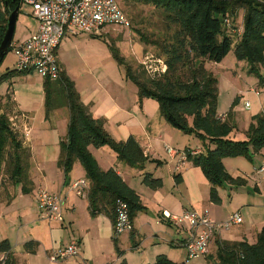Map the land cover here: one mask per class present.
<instances>
[{"label":"crops","instance_id":"crops-1","mask_svg":"<svg viewBox=\"0 0 264 264\" xmlns=\"http://www.w3.org/2000/svg\"><path fill=\"white\" fill-rule=\"evenodd\" d=\"M27 13L28 18L22 20L23 26L21 27L24 29V34L15 39L14 43L25 41L38 30L37 20L32 17L29 11ZM17 18H19V14ZM236 24L238 28H241L243 18L242 22L238 20ZM66 35L75 38L78 34L68 33ZM85 36L80 35L81 38ZM62 40L56 52L59 68L74 83L80 101L91 116L103 121L104 129L115 141L123 142L129 137H133L144 156L156 162H146L142 169H137L119 161L116 154L108 147L88 148L99 168L103 171L114 170L124 183L135 192L140 204L144 207V210L138 212L132 221V232L114 237L111 219L103 213L91 216L87 198L76 196L70 189L73 182L86 180V178H82L85 177L82 168L78 169L81 167H79L80 164L75 162L73 171L66 176L58 166L59 145L66 139L69 113L68 118L64 117L62 123L57 118H51V115L47 118L44 115L39 125L40 128H37L33 123L35 115H32L24 107L26 106L25 102L31 101L35 96L39 106L43 104L44 108L42 79L35 73H29L2 84L0 90H4L0 92V99L4 105L8 106L7 114L11 115L12 126L15 131L19 130L17 132L24 147L29 150L30 158L40 157L39 160L35 159L38 170L35 177L31 178L30 175L29 178L31 181L29 192L32 190L36 194L39 190H43L49 194L58 195L63 200L62 222L40 219L38 213V219L35 218L33 223L35 234L30 237V240L20 242L17 248H14L8 240L15 263L19 264V256H22L24 259L21 262L24 264H120L122 261H125L126 264H151L157 256L165 255L173 264H181L186 257L184 243L188 237L187 228L164 220L161 214L166 212L171 215H180L187 210L201 215L206 214L212 221H225L235 212H239L243 217V223L240 225L220 231L215 235L209 245L208 258L215 256L218 242L246 241L253 244L257 233L264 224V177L256 172L264 149L248 162L243 157L235 158V162L238 164L235 170L229 171L225 164L226 161L223 160L227 173L233 179H238L239 182L233 185L235 189L232 188L227 197L232 203L228 208L221 210V217H217L214 214L215 207L209 202L210 185L201 170L188 160L181 162L180 154L168 152V149L177 151V153L194 149L201 152L200 142L197 139L192 140L169 126L158 116L157 105L152 100L145 99L139 104L137 88L128 85L130 81L126 77L124 79V76L114 67H111L109 73L106 68L102 71H94L89 74L91 77L88 80L77 81L76 78L70 77L66 66L67 59L64 56L65 49L78 44L71 43L69 38H66L63 43ZM85 59L86 57L83 61ZM224 59L218 64L205 63L204 66L206 68L211 64L209 67L217 66L218 68L223 65ZM241 62L244 61H237L236 67ZM236 67H233L234 70ZM262 67L260 73L264 77V66ZM206 70L210 72L209 69ZM235 84L237 83H230L235 98L227 106V110L223 111L218 82L217 114L219 117H223L222 120L229 123L232 121L235 124L230 138L240 141L245 139V132L252 122L251 118L262 112L264 96L261 97V95H264V90L258 87L257 90L250 88L246 93L248 101H245L243 106L245 110H248L249 115L248 119L242 117L244 118L243 122L240 117L233 118L232 115L235 105L241 103L242 100V90L237 85L238 90L236 91ZM229 97L228 91L224 100H230ZM245 103H248L247 108ZM29 105L31 103H28L27 107ZM58 109L67 110L65 107ZM47 135L53 141L45 140L44 136ZM31 142L32 144H30ZM37 145L39 147H35ZM48 145L52 146V154H49L47 150ZM35 148L39 150L36 151ZM144 174H149L153 179H159L161 186L155 189L145 186L142 183ZM220 198V204H223L226 199L223 192L220 193ZM8 203L9 201L5 204L8 205ZM82 217L84 221H81ZM249 238L254 241L249 242ZM72 240H76L80 245V252L77 256L57 262L50 261L49 257L52 254L58 253ZM30 241L35 244L33 253L26 252L23 247ZM3 258L4 255L0 253V260ZM206 258L195 259L192 260L195 261L194 263L189 262L188 264H203V262L207 264Z\"/></svg>","mask_w":264,"mask_h":264},{"label":"trees","instance_id":"trees-1","mask_svg":"<svg viewBox=\"0 0 264 264\" xmlns=\"http://www.w3.org/2000/svg\"><path fill=\"white\" fill-rule=\"evenodd\" d=\"M128 1L152 6L161 12L168 29L167 35L158 37L154 42L141 36L140 40L158 49L165 71L151 78L142 71H134L111 47L113 58L118 65L124 66L126 79L137 88L139 103L144 99H154L168 125L184 135L194 136L202 143V151L195 156L188 155L187 160L201 169L210 185L209 200L218 204L217 188L224 182L233 185L239 182L226 172L223 160L243 157L251 161L264 149V106L261 113L251 118L245 139H231L234 127L217 114V78L204 65L220 63L234 44L235 59L247 64L248 74L253 75L258 81L257 87L264 90V77L260 73L264 66V0ZM16 7H19V14L20 0H2L0 43L7 16ZM239 11H243V25L241 35L237 36L234 31L238 29L235 22ZM227 20L230 26L226 24ZM26 74L29 73L18 72L14 68L6 70L0 75V85ZM43 95L46 118L58 108L68 110L67 135L59 145L58 166L65 176L75 162L82 166L89 183L86 198L90 215L103 213L113 223L116 202L122 200L127 204L129 217L133 221L137 213L144 210L138 196L114 170L100 169L88 148L108 147L119 161L137 169H142L146 162L156 161L144 156L133 137L123 142L115 141L104 129L103 121L93 118L82 104L74 83L64 71L60 70L56 80L43 79ZM29 155L10 118L0 107V172L3 168L7 169L10 180L21 187L23 194L29 192L31 186ZM142 183L152 189L161 186V181L149 174H144ZM23 247L26 252L33 253L35 244L30 241ZM0 253L4 255L0 264H16L8 240L0 242ZM206 259L207 264H264V226L253 244L246 241L218 242L215 256ZM151 264L173 263L165 255H159Z\"/></svg>","mask_w":264,"mask_h":264},{"label":"rangeland","instance_id":"rangeland-1","mask_svg":"<svg viewBox=\"0 0 264 264\" xmlns=\"http://www.w3.org/2000/svg\"><path fill=\"white\" fill-rule=\"evenodd\" d=\"M115 1L117 2L121 10L124 12V14L127 16V18L130 20L129 28L108 26L105 27V29L101 31V33L97 36L86 35L85 37L81 38L80 35L83 36L85 34L79 33L77 36H75V38H71L74 36L65 35V37L62 40L63 43L66 38H69L71 43L78 44L77 46H74L72 48H66L64 54L65 59H67L66 66L68 70V75L70 77L72 76L76 78L77 81H81L83 79L88 80L91 77V75H89L90 73L94 71L96 72L102 71L105 68L107 69L106 71L109 73L111 72V67L117 69L124 76L125 79L124 66L118 65L116 63L111 52V47L119 52L120 56L125 59V61L133 68L134 71H139V72L142 71L146 74V76L150 78L155 75H158L152 73L153 71H155L154 68L159 69V71L163 69V57L160 56V52L158 51V49L152 46V44L149 43L144 44L140 40V36H141L142 38H145L148 41L154 42L158 37H164L167 35L168 29L166 28V23L164 21L161 12L152 6H148V5L145 6L139 3H133L132 1H128V0H115ZM28 11L30 12V8L28 7L20 8L19 18H17L16 26L14 30L13 42L19 36L24 34V29H21V27L23 26L22 20L28 18V13H27ZM242 18H243V11H239L236 21L239 20L242 22ZM235 26H237L236 22H235ZM233 50H234V44L232 45L231 51L224 59L222 66L218 68L217 66L209 67V65H211L209 64L208 66H206V69H209L210 72L213 73V75L217 78L219 82V88L221 92V106L223 108V111L227 110V106L235 98V94H232L233 89H231L230 83L231 82L237 83L234 86L236 91L238 90V87L241 88L242 100L241 103H237L235 105L234 107L235 109L233 108L234 110L232 111V115L233 118L240 117L244 122V118L242 117L248 119V115H249L248 110H245L243 106V103L245 101H248V94L246 93H248V90H250V88L257 90L256 83L258 81L253 75L248 74L247 72L248 66L245 62H241L240 64H238V67H236L237 64L235 63L237 62V60L235 59ZM77 55L82 56L83 58H80ZM85 57L86 59L83 61ZM15 62H16V57L14 56V54L11 51L8 52L0 64V75L5 73L6 70L13 69ZM148 67H152V70H150L151 72L148 71L149 69ZM233 67H236V69L234 70ZM226 68L229 69L227 70ZM261 68L263 69V67ZM17 78L18 77L14 79ZM128 85H132V87L135 88V85L132 84L131 82H128ZM3 90L4 89H1L0 92H3ZM228 91L230 93V97H229L230 100L225 101L224 98L226 97ZM262 96L264 95H261V97ZM149 100H152L157 105L158 116L161 117V119H163V117L160 115L159 112L158 103L154 99H149ZM25 103L26 106L24 108H26L27 111H30L32 115H35V119L33 121L35 127L40 128L39 127L40 122L42 121V118L45 115L43 104L39 106L38 100L36 101L35 96H33V99L31 101H26ZM28 103H31V105L27 107ZM0 107L2 109V112L5 113L10 118L11 115L9 116L7 114L8 106L4 105L1 99H0ZM23 112L26 111L23 110ZM50 115H51L50 117L53 119L54 118L59 119L61 123L64 117L68 118V112L65 109L54 110ZM30 123L32 124V122ZM230 124L231 126L235 125L232 121L230 122ZM13 129L15 130L14 127ZM180 133L183 134L182 132ZM187 136L190 137L192 140L196 139L194 136H189V135ZM44 138L45 140H48V142L53 141V139H51L49 135L44 136ZM30 144H32V142ZM200 144L202 146L201 142ZM35 147H39V146L37 145ZM35 150L37 151L39 149L35 148ZM47 150L49 154H52L51 145L47 146ZM39 158H40L39 156H33V159H31L30 155L28 156V162H29L28 173L30 172L29 178L30 175L31 178L35 177L36 172L38 171L37 164L35 163V159L39 160ZM244 159L247 162L249 161L246 158ZM224 161H226L225 164L229 171L231 169L235 170L238 167V164H236L235 162V158H226L224 159ZM80 166L81 165H79V167ZM48 167L50 168V164L48 165ZM81 168L82 166L78 169ZM227 169H225L226 172ZM72 171H73V167L69 172V174ZM82 171L84 172L83 168ZM19 188L20 186H15L10 180L9 175L7 173V169L3 168L2 171L0 172V203H3L0 204V242L2 240H9V242L14 248H17V245H20V242H25L27 240H30V237L33 234H35V230L33 229L34 227L33 223L35 222V218L38 219V208L36 201L37 193L34 194V191L31 190L30 192L23 194L21 192V189ZM232 188L235 189L233 184H230L229 182H224L220 187L217 188V195L219 199L221 200L222 198V197L220 198L221 192H223L224 197H226L223 204L222 203L214 204L209 200V202L213 204L212 206L215 207L216 209L214 214L217 217H221L222 216L221 210L224 208H228L232 203L230 199L227 198ZM12 196L14 197L11 198ZM82 198H86V197H82ZM7 201H9L8 205L5 204ZM81 221H84L83 217ZM223 221L224 220H219L216 222H223ZM242 223H243V217H242ZM263 226L264 224L262 225V227ZM253 241L254 240L252 238H249V242H253ZM22 259L24 258L22 256H19V262H20L19 264H24L23 262H21ZM194 262L195 261H190V263H194ZM203 264H206V262H203Z\"/></svg>","mask_w":264,"mask_h":264},{"label":"built area","instance_id":"built-area-1","mask_svg":"<svg viewBox=\"0 0 264 264\" xmlns=\"http://www.w3.org/2000/svg\"><path fill=\"white\" fill-rule=\"evenodd\" d=\"M2 0H0V8ZM30 8V13L38 22V30L25 41L12 42L11 52L16 57L14 69L18 72L35 73L42 79L56 80L60 68L57 62V48L66 34L79 33L88 36H97L105 27L129 28L130 20L118 6L115 0H20V8ZM230 26V21H226ZM242 27L234 31L240 36ZM148 71L152 67H148ZM153 74L165 71V66L159 71L154 68ZM151 72V71H150ZM248 107V103H245ZM221 119L223 117H220ZM169 153L180 154V161L187 160V156H195L199 150H188L182 153L168 149ZM256 172L264 177V155ZM72 192L78 197H86L89 185L86 180H77L70 185ZM39 218L47 221L62 222L61 207L63 200L58 195L49 194L39 190L36 194ZM112 232L114 237L130 233L133 230L132 220L129 217L127 204L118 200L115 205ZM164 220L176 226H185L188 231L187 240L184 243L186 257L183 263L206 258L209 254V245L215 235L223 230H228L242 223L239 212L231 214L225 221L216 223L206 214L201 215L194 211H184L180 215H171L166 212L161 214ZM80 252V245L72 240L58 253L52 254L49 259L52 262L75 257Z\"/></svg>","mask_w":264,"mask_h":264},{"label":"water","instance_id":"water-1","mask_svg":"<svg viewBox=\"0 0 264 264\" xmlns=\"http://www.w3.org/2000/svg\"><path fill=\"white\" fill-rule=\"evenodd\" d=\"M6 1H8V0H6ZM11 1L14 2L16 0H11ZM18 12H19V7H16L7 16L6 29H5L3 38H2L1 43H0V61L8 53V50H9L10 45L12 43L14 30H15V26H16V21H17V17H18Z\"/></svg>","mask_w":264,"mask_h":264}]
</instances>
